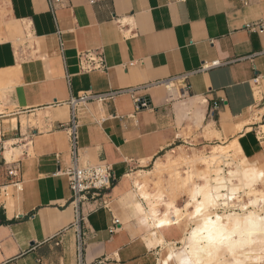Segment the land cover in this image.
I'll return each mask as SVG.
<instances>
[{"label": "crops", "instance_id": "crops-1", "mask_svg": "<svg viewBox=\"0 0 264 264\" xmlns=\"http://www.w3.org/2000/svg\"><path fill=\"white\" fill-rule=\"evenodd\" d=\"M255 22L264 24V0H62L53 11L48 0H0V185L12 163L20 180L0 195V264H192L176 223L154 228L144 217L136 177L204 144V132L264 163L253 85L257 77L264 90V28L247 27ZM24 25L30 39L16 42ZM87 50L104 68L80 70ZM165 79L176 83L148 85ZM88 90L122 92L76 108L79 162L105 160L115 178L81 205L78 256L63 125L67 101Z\"/></svg>", "mask_w": 264, "mask_h": 264}, {"label": "bare ground", "instance_id": "bare-ground-1", "mask_svg": "<svg viewBox=\"0 0 264 264\" xmlns=\"http://www.w3.org/2000/svg\"><path fill=\"white\" fill-rule=\"evenodd\" d=\"M25 28L26 26L24 25L23 33ZM21 39L22 37H19L16 38L15 41L19 42ZM260 127L262 131H264V125ZM234 146L239 147L235 139L231 140L229 144L218 145L217 148H215L216 146H212L211 152H213V154L209 156L211 161L221 156L220 159L222 162V153L227 152L228 148ZM214 150L220 153L216 158ZM181 153L183 152L181 151ZM194 154H196V152ZM184 156L190 158L191 155ZM184 156L180 154L175 156L169 152L165 155L164 160H157L152 171L147 173H158L165 167L173 165L174 162L178 165L176 160L178 158L184 159ZM197 160L199 163L208 162L203 156H199ZM182 162H184V160H182ZM242 162L244 163L245 161L242 160ZM238 164H240V162ZM238 164H232V167L228 169L227 175L221 172V168L214 169L213 176L208 172L202 174V182L194 184L193 188L190 190L189 201H186L182 207L186 212H189V209H191L194 214L198 215L197 219H191L194 221V224L190 227L182 242V248L185 249L192 264H208L211 261L225 258V256H229L231 259L230 263L235 264H245L249 261H252V264H263L264 262V210L256 208L259 200L264 197L263 192L256 187L257 181L261 179L263 174L258 172L254 167L249 166L248 163L245 165ZM147 173H144V175ZM175 175L176 178L182 179L183 181L192 179L191 173L182 175L177 171ZM138 179L136 180V185L140 187V181ZM222 189H225L228 194H222ZM238 190H243V192L245 190L247 191L248 202L253 208L241 212H218L215 210V206L220 197L224 195L230 196ZM140 193L145 200L148 199V193L144 191ZM146 203H148L149 207L145 210L146 216L144 217L148 219L149 223L154 228L159 225L171 224L180 217L181 208L173 202H164L162 200V203L165 205V209L163 210L156 208L151 201H146ZM160 237L161 236H159V238ZM159 240L163 242L162 237ZM173 252L174 248L171 247L169 252L170 255H172ZM176 254L175 256H177Z\"/></svg>", "mask_w": 264, "mask_h": 264}, {"label": "built area", "instance_id": "built-area-1", "mask_svg": "<svg viewBox=\"0 0 264 264\" xmlns=\"http://www.w3.org/2000/svg\"><path fill=\"white\" fill-rule=\"evenodd\" d=\"M248 0H243V3L246 5ZM62 0H48L50 9L53 11L57 4H61ZM247 27L251 29H257L263 31L264 24L262 22L250 23ZM79 59V68L81 71H91L96 69H102L105 66L103 55L96 50H87L78 53ZM218 62H213L210 65H203L202 68L206 69L209 66H215ZM173 81L169 79L157 81L151 84H165L166 87ZM145 85V86H148ZM254 92L257 96L258 101L264 105V90L262 89L258 78L253 79ZM136 89H129L130 93H133ZM118 92H108L103 94L93 93L91 90L84 91L79 93L77 97H71L67 104L69 106V121L63 128L66 130L68 139H69V149L71 163L68 170L65 172L69 189L71 192L69 204L72 206L74 211V221L72 225L76 229V247L78 256L81 253L83 245V233L79 230V224L83 218L81 213V205L84 202L94 200L99 195L100 191L109 190L115 183V178L113 176L111 164L105 160H100L95 164L89 163H80L78 155V134L77 127L78 122L76 118V108L88 101H95L102 97H112ZM136 107H146V102L144 99L135 98L134 99ZM226 161V160H223ZM222 171L223 174L228 173L226 163L223 162ZM7 175L10 177V182L7 184L0 185V195L7 196L10 193V186L19 189L20 180H19V167L17 164L12 163L7 168ZM222 194H228L225 189H222ZM243 194L241 192H235L232 195H224L219 198L215 210L218 212H241L243 210L252 207L249 203H245L243 200ZM106 205V204H103ZM256 208H261L264 210V198L259 200ZM103 260H99L96 264H105Z\"/></svg>", "mask_w": 264, "mask_h": 264}, {"label": "rangeland", "instance_id": "rangeland-1", "mask_svg": "<svg viewBox=\"0 0 264 264\" xmlns=\"http://www.w3.org/2000/svg\"><path fill=\"white\" fill-rule=\"evenodd\" d=\"M20 37H21V34H20ZM26 39H30V34L27 28H25L22 39L19 42L21 43L25 41ZM255 119L256 120L260 119V117L255 116ZM240 127H241V124L237 125V129H239ZM188 134H190V132ZM203 136L206 139V142L204 144H194L192 146L190 144H187V147H181L179 148L178 151H176V153L175 152L172 153V155H175V156L179 154L182 156L191 155L190 158H186L185 156H184L185 157L184 159L178 158L176 160L178 162L177 163L178 165H176L174 162L173 165H169L165 167L158 173L151 172V173H147L143 175L142 177H138L139 178L138 180L140 181L139 182L140 187L136 185L138 187V191H136V193L139 194L141 191L148 193V199H146V201L153 202L156 208L161 209V210L165 209V205L162 203V200L164 202L165 201L173 202L174 204H176L177 206L181 208L180 215H179L180 217H178L173 222V223H176L173 226L180 227L183 230L184 235L182 236V239L179 241L180 242L179 245L181 246H182V242L184 241V238L187 232L189 231L190 227L194 224V221L191 219L198 218V215L194 214L191 209H189V212H186L185 210L182 209V207L186 201H189L190 190L191 188H193L194 184L202 182V178H201L202 174L208 172L209 174L212 175L214 173V169L222 168V166L224 165L223 162L226 163L225 165L227 166V169L228 167L231 168L232 164L236 165L240 162L241 165L242 164L245 165L248 163L249 166L254 167L255 169L258 170V172L264 175V163H255L256 165L251 164L252 162L250 163V161L242 155L241 150L237 149L239 147H235V146L230 147L227 149V152L222 153V162L220 159L221 156L219 158H216V156H218L220 153L217 152V150H214V155L216 159L211 161V158L209 156L213 154V152H211L212 148L214 146H216L215 148H217L218 145L229 144V142L226 141V139H220L217 142L209 141L211 139V136L208 135L206 132H204ZM181 151L183 153H181ZM195 152L196 154H194ZM199 156L205 157L206 161L208 160V162L199 163V161L197 160ZM161 159L164 160L165 156L162 157ZM182 160H184V162H182ZM223 160H226V161H223ZM242 160L245 162L243 163ZM155 163L149 167V170L147 172L152 171ZM176 170L179 171V173L182 175H187V173H191L192 179L183 181L182 179L176 178V175H175V173L177 172ZM263 175L261 179L257 181L256 187L258 190H261L263 192V196H264V176ZM247 191L246 190L244 192L243 190L236 191V192H241L244 195L243 200L245 201V203H249L248 194L246 193ZM249 205L251 204L249 203ZM250 208H253V206L249 207L248 209ZM222 259L211 261L208 264H228V263L235 264V263H230L231 259L229 258V256H225V258H222ZM226 261H229V262H226ZM263 261H264V258H263ZM250 263L252 264L253 262L249 261L248 263H245V264H250ZM239 264H244V263H239Z\"/></svg>", "mask_w": 264, "mask_h": 264}]
</instances>
